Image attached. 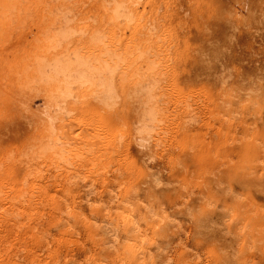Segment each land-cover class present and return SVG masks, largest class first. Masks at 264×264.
Returning <instances> with one entry per match:
<instances>
[{
    "label": "rangeland",
    "instance_id": "rangeland-1",
    "mask_svg": "<svg viewBox=\"0 0 264 264\" xmlns=\"http://www.w3.org/2000/svg\"><path fill=\"white\" fill-rule=\"evenodd\" d=\"M116 1L0 0V264H264V0ZM67 16L114 97L75 87L52 133L29 73Z\"/></svg>",
    "mask_w": 264,
    "mask_h": 264
},
{
    "label": "bare ground",
    "instance_id": "bare-ground-1",
    "mask_svg": "<svg viewBox=\"0 0 264 264\" xmlns=\"http://www.w3.org/2000/svg\"><path fill=\"white\" fill-rule=\"evenodd\" d=\"M110 1V0H109ZM112 2L115 3V5L113 6L112 10H113V14L115 18L120 17L121 15H123V10L125 7V4L123 3V1H116V0H111ZM108 2V1H107ZM136 2V1H135ZM237 2V1H235ZM111 3V2H110ZM244 3V2H243ZM235 4V3H234ZM112 5V4H111ZM110 5V6H111ZM107 8H105L106 10ZM111 10V11H112ZM107 11V10H106ZM110 12V11H109ZM253 12V11H252ZM107 13V12H106ZM65 13L59 14L58 18H60V15H63V18ZM111 14V15H113ZM249 14V13H247ZM113 17V19H114ZM57 18V17H56ZM66 18V16H65ZM130 19V18H129ZM255 19V18H254ZM253 19V20H254ZM56 20V19H55ZM54 20V21H55ZM63 20V19H62ZM66 22L64 24H61V26L59 27H55L57 25H54L53 27L54 30L49 32V29H47V31L49 32L47 34L46 32V36H45V45L43 42V47L44 49L46 48L45 51L42 50V52L36 54L35 57V66H34V72L29 73L32 74L33 76H35L36 80L33 77H30L31 75H29L30 81L32 80L31 78L34 79V84L35 82L40 83V87L38 86L39 84H37L36 86L39 88H44L45 90H47V99L45 102L40 103L41 107H36L37 109V115L43 117L45 119V123L47 125L46 128H48L50 130V132H52V130L56 127H54V122L57 120V118H59L58 116V112L59 110L61 111L62 109L64 110L63 106H64V102H66L69 98L74 96V89L75 87L78 88H82L81 90L85 91H95V87L97 86L99 88H102V91L104 93V97H106L105 99H107V104H109L111 101H113V91H114V76H115V71H116V62L114 63V60L112 62L113 56L110 57V59H104L102 61V59H100V62L97 63H93L91 61V59L85 58L83 55H81L78 51H69V48L66 47L64 50H58L62 44H64L65 42H67V40L70 37V28H69V19L67 16V19H64ZM59 19L57 20L58 23ZM56 22V21H55ZM60 22H62L60 20ZM115 22V21H114ZM261 22V21H260ZM246 23V22H245ZM56 24V23H55ZM60 24V23H59ZM111 24V23H110ZM125 24V23H124ZM123 24V25H124ZM259 24V23H257ZM122 25V26H123ZM126 25V24H125ZM251 25V24H249ZM244 26V25H243ZM51 27V28H53ZM124 27V26H123ZM218 27V26H217ZM215 28V27H214ZM248 28V27H247ZM208 29V28H207ZM246 29V28H245ZM253 29V28H252ZM261 30V29H260ZM263 30V29H262ZM206 31V30H205ZM208 31V30H207ZM115 32V31H114ZM252 33V32H251ZM259 33V32H258ZM210 34V33H209ZM256 34V33H255ZM212 36V34H211ZM261 36V35H260ZM245 37V36H244ZM243 37V38H244ZM263 37V36H262ZM256 38V37H255ZM214 39V38H213ZM223 39V38H222ZM240 39V38H239ZM247 39V38H246ZM254 39V38H253ZM259 39V38H258ZM241 40V39H240ZM205 41V40H204ZM263 41V40H262ZM207 42V41H206ZM245 42V41H244ZM146 43V42H145ZM209 43V42H208ZM246 44V43H245ZM213 45V44H212ZM92 46V45H91ZM214 46V45H213ZM218 46V45H217ZM131 47V46H129ZM136 47V46H135ZM150 46H148L149 48ZM212 47V46H211ZM98 48V47H97ZM208 48V46H207ZM89 49V48H88ZM93 49V47H92ZM134 49V48H132ZM136 49V48H135ZM222 49V46H221ZM238 50V49H237ZM39 51V50H38ZM37 51V52H38ZM101 52V50H98ZM211 51V50H210ZM216 51V50H215ZM145 52V51H144ZM207 52V51H206ZM212 52V51H211ZM94 53V52H93ZM210 53V52H209ZM217 53V52H216ZM207 54V53H206ZM212 54V53H211ZM214 54V53H213ZM212 54V55H213ZM260 54V53H259ZM133 55V54H132ZM217 55V54H216ZM262 55V54H261ZM138 56V55H137ZM136 56V57H137ZM134 57V56H133ZM212 57V56H211ZM240 57V56H239ZM98 58V57H97ZM144 58V57H143ZM149 58V57H148ZM214 58V57H213ZM134 61V58H132ZM98 60V59H97ZM136 60V59H135ZM141 61V60H140ZM33 62V61H32ZM137 62V61H136ZM133 62H131L132 64ZM138 63V62H137ZM33 64V63H32ZM33 64V65H34ZM150 64V63H149ZM119 65V64H118ZM140 66V64H137ZM141 65H143L141 63ZM130 66V65H129ZM128 66V67H129ZM136 67V65H135ZM146 67V66H145ZM149 67V66H148ZM152 67V66H150ZM31 68V69H32ZM153 68V67H152ZM139 69V68H138ZM145 69H149V68H145ZM144 69V70H145ZM133 70V69H132ZM135 70V69H134ZM142 70L141 73V69L139 70L140 73L136 74L138 75V77H140V74H143V72H146ZM151 70V68H150ZM31 71V70H30ZM29 71V72H30ZM137 71V69H136ZM148 71V70H147ZM152 72V71H151ZM150 72V73H151ZM132 73V72H131ZM136 73V72H135ZM133 73V75L135 74ZM145 74V73H144ZM143 74V75H144ZM149 74V72H148ZM152 74V73H151ZM150 74V75H151ZM149 76V75H148ZM15 77V76H14ZM135 77V76H134ZM143 77V76H142ZM142 77H140L142 79ZM16 78V77H15ZM27 79L26 83L25 81H23V84H31L32 81L30 82ZM137 80V78H135ZM140 79V80H141ZM26 80V79H24ZM134 80V79H133ZM135 80V81H136ZM139 80V81H140ZM134 81V82H135ZM138 81V82H139ZM143 81V79L141 80ZM28 82V83H27ZM30 82V83H29ZM137 82V83H138ZM263 82V81H262ZM21 83V82H20ZM14 84V83H12ZM20 85V86H22ZM33 84H31L32 87ZM42 85V87H41ZM15 86V85H14ZM24 87V86H23ZM23 87H21L23 89ZM29 87V86H28ZM27 86L24 87L28 88ZM262 87V86H261ZM20 88V92H22L23 90H21ZM12 89V88H11ZM30 89V88H29ZM41 90V89H40ZM39 90V91H40ZM14 90H11V93ZM18 91V90H17ZM26 91V90H25ZM43 91V90H42ZM101 91V92H102ZM20 93V94H21ZM41 93V92H40ZM76 93V92H75ZM42 94V93H41ZM80 94V93H79ZM78 94V96H79ZM86 94V93H85ZM89 94V93H87ZM86 94V95H87ZM23 95V94H22ZM84 95V94H83ZM93 95V94H92ZM14 96V95H13ZM12 96V97H13ZM77 96V97H78ZM116 96V94H115ZM80 97V96H79ZM78 97V98H79ZM82 97V94H81ZM90 99V96H88ZM93 97V96H92ZM103 97V98H104ZM46 98V96H45ZM83 98V97H82ZM44 99V98H43ZM84 99V98H83ZM105 101V100H104ZM15 102V101H14ZM149 103V102H148ZM262 103V102H261ZM112 104V103H111ZM148 105H151L148 104ZM147 105V106H148ZM66 107V104H65ZM154 107V106H153ZM153 107L148 106L145 107L142 111H141V117L139 123H138V127L137 129V135L139 136V142L140 144L143 146L147 143V141L149 140V135L152 133V131L154 130L153 128V122L155 121L156 118V113L155 110L153 109ZM62 110V111H63ZM68 110V109H66ZM71 111V110H69ZM68 111V112H69ZM74 111V110H73ZM62 113V112H61ZM70 115V114H69ZM61 117V116H60ZM60 121V118H59ZM106 122V120H105ZM56 123V122H55ZM107 123V122H106ZM45 125V126H46ZM108 126H111L110 124H108ZM110 128V127H108ZM114 128V127H113ZM112 128V129H113ZM45 129V127H44ZM44 129L42 131H44ZM46 130V129H45ZM111 130V129H110ZM115 130V129H114ZM56 132V131H55ZM45 133V132H44ZM53 133V132H52ZM113 133V132H112ZM49 134V132H48ZM56 134V133H55ZM50 135V134H49ZM117 135V134H116ZM121 135V134H120ZM55 136V135H53ZM50 137V136H49ZM48 137V138H49ZM57 137V135H56ZM107 137V136H106ZM109 137V136H108ZM137 137V136H136ZM58 138V137H57ZM50 139V138H49ZM113 139V138H112ZM116 139V137H115ZM114 139V140H115ZM52 140V139H51ZM58 140V139H57ZM55 141V140H54ZM110 141V139H109ZM118 141V140H117ZM115 142V141H114ZM51 143V142H50ZM49 143V144H50ZM113 143V141H112ZM58 145V144H57ZM108 145V144H107ZM111 145V142H110ZM54 146V145H53ZM114 146V143H113ZM116 146V145H115ZM118 146V145H117ZM117 148V147H116ZM58 153V152H57ZM121 216L123 214H120ZM128 215V214H127ZM126 215V216H127ZM129 216V215H128ZM127 216V217H128ZM132 216V215H130ZM129 216V218H130ZM125 219V218H124ZM131 219V218H130ZM136 220V219H135ZM133 222V221H132ZM133 225V224H132ZM116 228V227H115ZM118 229V228H116ZM136 229V228H134ZM117 230H115L116 232ZM118 232V231H117ZM114 233V232H113ZM117 234V233H116ZM112 238V237H111ZM117 242V241H116ZM142 243V242H140ZM139 245V243H138ZM138 248V247H137Z\"/></svg>",
    "mask_w": 264,
    "mask_h": 264
}]
</instances>
